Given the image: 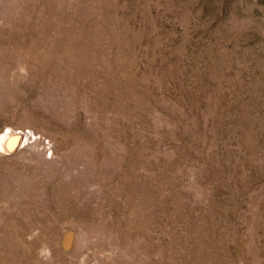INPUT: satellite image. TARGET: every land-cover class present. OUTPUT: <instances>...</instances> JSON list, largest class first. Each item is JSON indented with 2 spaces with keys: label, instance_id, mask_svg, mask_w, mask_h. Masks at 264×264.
I'll list each match as a JSON object with an SVG mask.
<instances>
[{
  "label": "rangeland",
  "instance_id": "rangeland-1",
  "mask_svg": "<svg viewBox=\"0 0 264 264\" xmlns=\"http://www.w3.org/2000/svg\"><path fill=\"white\" fill-rule=\"evenodd\" d=\"M0 264H264V0H0Z\"/></svg>",
  "mask_w": 264,
  "mask_h": 264
},
{
  "label": "bare ground",
  "instance_id": "bare-ground-1",
  "mask_svg": "<svg viewBox=\"0 0 264 264\" xmlns=\"http://www.w3.org/2000/svg\"><path fill=\"white\" fill-rule=\"evenodd\" d=\"M8 138V137H7ZM15 139L17 140V135H15ZM16 140H15V142H16Z\"/></svg>",
  "mask_w": 264,
  "mask_h": 264
}]
</instances>
